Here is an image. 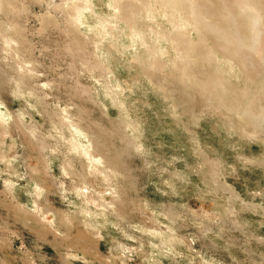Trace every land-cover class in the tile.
Instances as JSON below:
<instances>
[{
  "label": "rangeland",
  "instance_id": "obj_1",
  "mask_svg": "<svg viewBox=\"0 0 264 264\" xmlns=\"http://www.w3.org/2000/svg\"><path fill=\"white\" fill-rule=\"evenodd\" d=\"M66 1L0 0V264H264L253 0Z\"/></svg>",
  "mask_w": 264,
  "mask_h": 264
},
{
  "label": "bare ground",
  "instance_id": "obj_2",
  "mask_svg": "<svg viewBox=\"0 0 264 264\" xmlns=\"http://www.w3.org/2000/svg\"><path fill=\"white\" fill-rule=\"evenodd\" d=\"M115 4L118 6V8H124L125 5H129L130 7H136L137 4H141L143 0H114ZM178 1V0H177ZM179 2V1H178ZM186 2V1H185ZM188 3V2H187ZM264 4V0L261 1L259 0L257 3L255 0H253V5H251L249 8L247 7H243V8H239L240 14H241V19H243L244 17L248 20V23L250 24L249 26V32H250V38L251 41H249L247 43L248 46L252 47L253 45L256 46V42H258V38H259V34L256 33L257 31V26L258 24H260V20L261 18L264 16V9L262 7H260V5L258 4ZM147 4V3H146ZM178 4V3H177ZM183 4V3H182ZM171 5V4H170ZM66 6L69 7V10H74V9H78V10H89L92 8L91 4H89V2H83V0H74L73 5L71 4H67L66 1ZM153 6V5H152ZM174 6V5H173ZM253 6V7H252ZM159 7V6H158ZM162 8L164 7V5L161 6ZM175 7V6H174ZM252 7V8H251ZM154 8V7H153ZM176 8V7H175ZM93 9V8H92ZM91 9V10H92ZM143 9V8H142ZM158 9V8H157ZM165 9V8H164ZM90 10V11H91ZM150 10V9H149ZM93 11V10H92ZM158 11V10H157ZM161 11V10H160ZM170 11V10H169ZM120 12V11H119ZM123 12V11H122ZM155 12V10H154ZM171 12V11H170ZM124 14V13H123ZM173 14V13H172ZM264 18V17H263ZM264 20V19H263ZM245 21V20H244ZM179 22V20H178ZM192 22H195V19L192 18ZM263 23V22H261ZM109 26V25H107ZM192 26V25H191ZM110 27V26H109ZM106 27V28H109ZM115 27V26H114ZM193 27V26H192ZM262 28L264 26H261ZM113 28V27H112ZM183 28V27H182ZM201 28V27H199ZM191 29V27L189 28ZM235 30V29H233ZM197 31V30H196ZM239 31V28L237 26V32ZM203 32V31H202ZM241 31H239L238 33H240ZM236 33V32H235ZM198 36V34H197ZM238 37V36H237ZM261 37V35H260ZM261 40V39H260ZM144 42V41H143ZM200 43V41H199ZM148 50V49H147ZM157 50V49H156ZM150 51V50H149ZM200 64V63H199ZM149 217V216H148ZM149 219V218H148Z\"/></svg>",
  "mask_w": 264,
  "mask_h": 264
}]
</instances>
